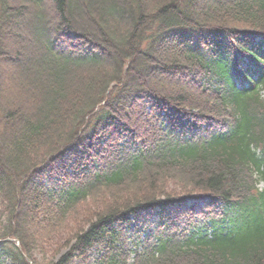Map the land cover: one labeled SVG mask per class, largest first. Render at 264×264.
<instances>
[{"label":"trees","instance_id":"trees-1","mask_svg":"<svg viewBox=\"0 0 264 264\" xmlns=\"http://www.w3.org/2000/svg\"><path fill=\"white\" fill-rule=\"evenodd\" d=\"M263 96L264 0H0V264H264Z\"/></svg>","mask_w":264,"mask_h":264},{"label":"rangeland","instance_id":"rangeland-1","mask_svg":"<svg viewBox=\"0 0 264 264\" xmlns=\"http://www.w3.org/2000/svg\"><path fill=\"white\" fill-rule=\"evenodd\" d=\"M23 45H24V50L27 49L26 52L24 53L25 55L23 57V60L21 61L16 60L15 62L14 61L11 62L4 70L2 90L4 97L8 102L15 99H20L21 101H23V103H27V105H30L28 96L26 95V92L24 91L22 85L23 82L22 78H24L25 75L30 70L31 53L30 51H28V46L26 41H24ZM51 250L52 249L49 250L48 255L51 254L52 252Z\"/></svg>","mask_w":264,"mask_h":264}]
</instances>
